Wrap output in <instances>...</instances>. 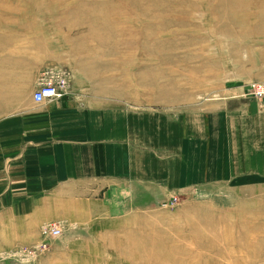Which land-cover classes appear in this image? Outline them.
Wrapping results in <instances>:
<instances>
[{"label": "rangeland", "instance_id": "374dc122", "mask_svg": "<svg viewBox=\"0 0 264 264\" xmlns=\"http://www.w3.org/2000/svg\"><path fill=\"white\" fill-rule=\"evenodd\" d=\"M0 34L20 53L53 56L80 104L148 119L212 103L264 108L243 92L264 83V0H0ZM232 171L189 188L163 180L125 216L51 222L56 239L43 224L34 243L0 250V264H264V170Z\"/></svg>", "mask_w": 264, "mask_h": 264}, {"label": "crops", "instance_id": "0c3cea01", "mask_svg": "<svg viewBox=\"0 0 264 264\" xmlns=\"http://www.w3.org/2000/svg\"><path fill=\"white\" fill-rule=\"evenodd\" d=\"M14 42L0 34V250L34 243L43 224L136 212L163 180L189 188L196 175L264 170V108L252 101L149 119L142 108L80 104L53 56ZM50 72L68 75L65 95L36 103Z\"/></svg>", "mask_w": 264, "mask_h": 264}, {"label": "built area", "instance_id": "2783aa9c", "mask_svg": "<svg viewBox=\"0 0 264 264\" xmlns=\"http://www.w3.org/2000/svg\"><path fill=\"white\" fill-rule=\"evenodd\" d=\"M48 78L40 84L37 91L33 94V100L36 103L42 101H52L59 99L63 95L65 85L64 75L62 73H48ZM245 94L252 98H264V83L249 84L246 87ZM44 230L45 237L58 238L61 230L56 225L46 224L41 227Z\"/></svg>", "mask_w": 264, "mask_h": 264}, {"label": "bare ground", "instance_id": "6f19581e", "mask_svg": "<svg viewBox=\"0 0 264 264\" xmlns=\"http://www.w3.org/2000/svg\"><path fill=\"white\" fill-rule=\"evenodd\" d=\"M57 73H62V74L64 75L63 78H64V80H65V85H64L63 90H62V91H63V95H62L59 99H55V100H60V99H62V98L64 97V95H65V89H66V87H67L68 75H67L65 72H56V74H57ZM47 74H48V73H47ZM47 74H46V79H45V80H47V78H48V77H47V76H48ZM45 80H44V81H45ZM44 81H43V82H44ZM43 82H42V83H43ZM39 86H40V85H39ZM246 87H247V85L245 86V88H244V90H243L244 93H245V91H246ZM36 91H37V90H36Z\"/></svg>", "mask_w": 264, "mask_h": 264}]
</instances>
